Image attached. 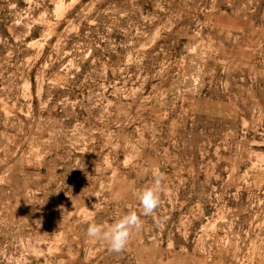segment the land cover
I'll use <instances>...</instances> for the list:
<instances>
[{"label":"rangeland","instance_id":"obj_1","mask_svg":"<svg viewBox=\"0 0 264 264\" xmlns=\"http://www.w3.org/2000/svg\"><path fill=\"white\" fill-rule=\"evenodd\" d=\"M0 264H264V0H0Z\"/></svg>","mask_w":264,"mask_h":264},{"label":"clouds","instance_id":"obj_2","mask_svg":"<svg viewBox=\"0 0 264 264\" xmlns=\"http://www.w3.org/2000/svg\"><path fill=\"white\" fill-rule=\"evenodd\" d=\"M164 179V174L157 170L151 185L138 191L137 199L140 205V213L130 210L108 225L91 222L87 227L88 238L105 243L112 252L123 251L133 233L142 230L141 215L151 216L159 208Z\"/></svg>","mask_w":264,"mask_h":264}]
</instances>
